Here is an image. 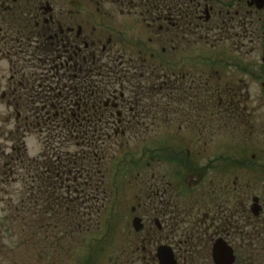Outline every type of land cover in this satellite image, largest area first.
Wrapping results in <instances>:
<instances>
[{
	"label": "flooded vegetation",
	"instance_id": "af4514ba",
	"mask_svg": "<svg viewBox=\"0 0 264 264\" xmlns=\"http://www.w3.org/2000/svg\"><path fill=\"white\" fill-rule=\"evenodd\" d=\"M69 7L59 0H0V98L8 119L16 114L5 132L10 172L39 126L55 141H76L82 152L70 160L71 188L103 194L109 153L131 141L143 144L121 168L139 172L132 177L140 182L131 208L134 257L157 264L158 249L168 246L180 264H192L218 241L234 250L233 264L264 256V183L258 195L250 182L256 155L242 151L241 160L204 163L193 149L214 145L219 128H254L249 83L240 78L235 87L219 71L232 68L251 80V63L205 57L202 50L235 46L245 54L256 40L264 49V0H72ZM253 173L263 178L264 165ZM91 175L101 177L99 186L86 183ZM218 175L234 178L220 193ZM191 192L194 204L186 201Z\"/></svg>",
	"mask_w": 264,
	"mask_h": 264
},
{
	"label": "rangeland",
	"instance_id": "374dc122",
	"mask_svg": "<svg viewBox=\"0 0 264 264\" xmlns=\"http://www.w3.org/2000/svg\"><path fill=\"white\" fill-rule=\"evenodd\" d=\"M59 1L60 4H65L66 7L70 8L69 2L71 3L72 0ZM82 9H86V7ZM87 9H92V7ZM255 19L257 20L259 17L257 16ZM202 54L205 57L213 58L229 57L232 61V57H237L238 60L246 58L247 62L255 65L251 66V70L254 69V71L250 77L253 74L260 76L259 67H261L264 59V49L258 40L249 49H246L245 54L242 50L236 49L235 46L215 49L206 47L203 48ZM219 71L229 81H235V87H238L240 78H244L249 83L250 87L246 88L250 92L248 108L252 114L250 121L254 128L245 126L235 128L232 125L219 128L218 141L214 145L197 146L193 149L195 153L199 151L202 153L204 163L207 162L208 158L213 157L242 159L240 153L242 151L243 154L247 152V156L256 155L257 165L261 168V165H264V127L262 129L261 125L264 123V78L261 77L259 81L250 82L247 74L242 76L238 70L219 68ZM8 115L10 114L0 98V264H85V262L88 264H148L147 261H143L144 256L140 255V258L133 256V250L137 246L132 227L131 208L138 203L136 196L137 186L140 185V182L132 181V177H136L139 172H131L130 170L125 172L121 169L124 167V160H130L131 155H134V150L143 148V144L138 145L131 141L129 145L123 144L120 148H115L109 153V157H107L102 168L104 176L101 182L103 191L106 192L98 193V202L96 203V207H103L104 205L106 209L101 212L99 208L90 210L91 205L86 203V199H78L77 204L82 208L79 213H86L87 215L90 213V216H86L84 220H82L81 215L75 216L78 222L85 225L84 231L76 234V225L70 218L65 205H56L55 201L45 203L43 198L41 199L42 196L37 202L36 196L22 184L26 178L20 176L22 173L19 172L20 166L16 169V181L10 174L5 182L4 175L9 174L6 164L10 160L8 155L11 153L12 145L6 141L4 132L14 126L16 118L15 113H12V119H8ZM6 122L11 125L6 127ZM224 124L225 122H222L220 125L223 126ZM248 135H250L248 139L245 138ZM28 146L31 156H38L42 152L43 156L48 157L53 155L55 149L59 151L56 154L70 155V152L76 151L77 143L76 141L70 142V140L68 143H52L47 135H43L41 140L37 135V137L31 136L29 138ZM257 165L251 169L252 172L258 170ZM252 172L250 182L258 187L253 188L252 191H258L257 194L259 195L263 188L264 176L262 178L257 173ZM234 178H238L240 187L245 185L242 172H236ZM234 178L223 180L221 175H218L219 193L223 185L229 183L227 180L232 182ZM26 182L29 184L27 179ZM229 186L232 187L231 184ZM195 195H197L196 192L187 194V203L194 204L197 201ZM117 203H120V206L117 207ZM204 203V210L209 209L210 197H205ZM58 206L59 217H56L54 213ZM72 206V198H70V212L75 211ZM92 208L94 207L92 206ZM113 208L115 211H111L114 210ZM66 211L68 215H66ZM119 211L122 214H119ZM192 213H196V210L193 209ZM100 215L101 217L98 219ZM111 218V224L114 219L116 222L108 229L107 221ZM180 224L181 222L176 225L177 232L175 234L179 233ZM111 231L112 234H110ZM234 244V247H237L241 243L234 241ZM205 255L210 257H205ZM197 258H199L197 264H214L211 249L202 257Z\"/></svg>",
	"mask_w": 264,
	"mask_h": 264
},
{
	"label": "trees",
	"instance_id": "16d2710c",
	"mask_svg": "<svg viewBox=\"0 0 264 264\" xmlns=\"http://www.w3.org/2000/svg\"><path fill=\"white\" fill-rule=\"evenodd\" d=\"M53 152L48 157L42 156L38 160H26L22 163L27 171L26 179L29 184L26 186L36 196L37 202L42 196L45 203L55 201L56 205L63 204L70 215V155L56 154L59 153L56 149ZM54 214L59 217V206ZM260 264H264V260Z\"/></svg>",
	"mask_w": 264,
	"mask_h": 264
},
{
	"label": "water",
	"instance_id": "95a60500",
	"mask_svg": "<svg viewBox=\"0 0 264 264\" xmlns=\"http://www.w3.org/2000/svg\"><path fill=\"white\" fill-rule=\"evenodd\" d=\"M219 246L220 244L218 243L216 246V251L219 250L220 248ZM158 256H159L161 264H176L175 259L172 255V252L168 249H165V248L161 249Z\"/></svg>",
	"mask_w": 264,
	"mask_h": 264
}]
</instances>
